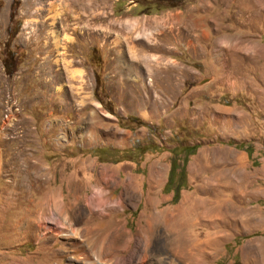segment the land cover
<instances>
[{"label": "rangeland", "instance_id": "rangeland-1", "mask_svg": "<svg viewBox=\"0 0 264 264\" xmlns=\"http://www.w3.org/2000/svg\"><path fill=\"white\" fill-rule=\"evenodd\" d=\"M0 264H264V0H0Z\"/></svg>", "mask_w": 264, "mask_h": 264}, {"label": "trees", "instance_id": "trees-1", "mask_svg": "<svg viewBox=\"0 0 264 264\" xmlns=\"http://www.w3.org/2000/svg\"><path fill=\"white\" fill-rule=\"evenodd\" d=\"M6 70H9L10 71V66L7 65L6 66ZM187 148V153L188 154H192L194 153V151L196 150L197 146L196 145H192V146H186ZM187 154V155H188ZM186 156L184 157L183 159V164H182V167L179 171V174H180V180H181V183H177L173 188H174V194H173V202L176 201V199L178 198V195H179V192H180V189L183 187L182 185V182H184L185 180V170H184V165L186 163ZM173 176H174V168H173V165H171L169 171H168V175H167V181H166V184L165 186H170L172 184V181H173Z\"/></svg>", "mask_w": 264, "mask_h": 264}, {"label": "bare ground", "instance_id": "bare-ground-1", "mask_svg": "<svg viewBox=\"0 0 264 264\" xmlns=\"http://www.w3.org/2000/svg\"><path fill=\"white\" fill-rule=\"evenodd\" d=\"M62 212V211H61ZM56 222V221H55ZM96 227V226H95ZM46 229H48V230H50L51 232H53V233H55L57 230L56 229H53L52 227H48V228H46ZM95 229V228H94ZM42 231V230H41ZM61 232V231H60ZM86 232H88V231H86ZM55 235V234H54ZM45 236V235H44ZM85 243V242H84ZM71 244V243H70ZM73 249H74V251L73 252H75V256H81V257H83L84 259H88L89 258V256H90V253H91V251H94L92 248H85V247H82V245L80 244V242H78L77 241V243L75 242V243H73ZM80 257V258H81ZM101 261L99 260V263H100ZM116 263H117V260H116Z\"/></svg>", "mask_w": 264, "mask_h": 264}, {"label": "built area", "instance_id": "built-area-1", "mask_svg": "<svg viewBox=\"0 0 264 264\" xmlns=\"http://www.w3.org/2000/svg\"><path fill=\"white\" fill-rule=\"evenodd\" d=\"M5 118L8 119V114L5 115Z\"/></svg>", "mask_w": 264, "mask_h": 264}]
</instances>
